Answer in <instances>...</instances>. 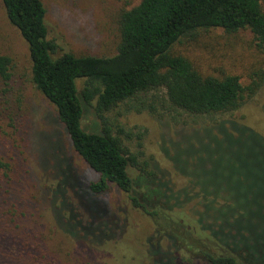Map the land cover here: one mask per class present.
Returning <instances> with one entry per match:
<instances>
[{"label": "trees", "instance_id": "16d2710c", "mask_svg": "<svg viewBox=\"0 0 264 264\" xmlns=\"http://www.w3.org/2000/svg\"><path fill=\"white\" fill-rule=\"evenodd\" d=\"M1 1L8 22L27 44L32 85L54 107L72 150L92 175L83 182V202L80 186L64 167V160L52 155L55 184L47 193L56 228L83 250L117 241L125 231L126 219L98 200L114 186L132 208L154 223V233L143 251L146 254L140 252V258L135 254L132 263L142 264L144 257L151 264H264V138L234 120L216 121L253 97L263 76L255 75L243 87L237 76H202L186 58L171 53L179 40L193 38L199 30L219 28L229 34L248 30L264 55L262 0H140L121 13L120 41L111 57L60 53L59 45L48 39L46 9L40 0ZM11 78V60L0 56V79L9 82ZM78 80H84L80 92ZM160 90L170 109L212 123L192 138L209 160L200 158L192 165L203 204L195 226L168 215L183 205L181 197L169 193L167 183L147 171L146 164L140 165L120 138L130 136L105 117L121 104L138 113L154 114L161 102L154 94ZM89 107L100 121V132H87L81 126ZM186 159L173 158L172 162L188 166ZM206 161L210 170L213 162L223 164L228 174L213 172L215 176L209 178L203 174ZM130 168L138 171L136 180L130 177ZM7 215L1 209V251L20 217L16 212L12 218ZM186 224L206 232L220 252L210 251L200 242V235V240L190 241L194 235ZM164 239L170 243L166 250L160 245ZM181 252L191 257L185 259Z\"/></svg>", "mask_w": 264, "mask_h": 264}, {"label": "rangeland", "instance_id": "374dc122", "mask_svg": "<svg viewBox=\"0 0 264 264\" xmlns=\"http://www.w3.org/2000/svg\"><path fill=\"white\" fill-rule=\"evenodd\" d=\"M40 1L46 9L48 39L59 45L60 53H71L77 57L114 56L120 41L119 17L123 11L140 2ZM262 7L264 9V0ZM171 53L186 58L202 76L218 79L237 76L243 87L249 85L255 75L263 76V84L253 97L234 113L216 117V121L234 120L264 138V55L257 50L248 30L232 34L219 28L199 30L193 38L176 42ZM0 56L11 60L12 74L9 82L0 79V211L6 212L9 218L13 217L14 212L20 216L3 251L0 244V264H134L132 260L135 254L139 258L142 256L140 252L146 254L143 251L147 249V239L154 233V223L141 210L132 208L114 186L98 200L100 205L126 219L125 231L117 241L83 250L56 228L47 193L55 184L52 155L58 154L64 160V167L80 186L79 195L83 202L86 195L83 182L90 181L92 175L72 150L54 107L32 85L27 44L8 22L1 0ZM76 85L80 92L84 80H78ZM154 95L161 101L156 104L154 114L148 111L138 113L121 104L105 117L110 125L121 126L130 136L128 139L125 136L120 138L140 165L146 164L147 171H154L162 182L167 183L169 193L181 197L183 205L174 208L168 215L176 221L182 219L195 226L198 212L203 211V204L197 189L200 187L195 185L196 172L192 170V165L200 158L208 159L205 154L202 155L199 147L194 146L196 142L192 138L198 137L212 123L194 120L170 109L165 104L162 90ZM81 126L87 132H100L101 124L92 108L85 110ZM173 158L177 161L181 159L180 162L188 158V166H178L176 162L174 165ZM210 168L206 161L203 174L209 178L215 176L213 172L227 173L223 164L213 162V168ZM129 175L136 180L139 173L130 168ZM136 190L139 192V189ZM188 224L186 226L191 228L194 235L190 241L194 242L200 235V242L210 251L216 249L217 253L220 252L207 238L206 232L200 233ZM160 245L163 250L170 247L166 239ZM181 254L185 259L191 257L188 252ZM142 260V264H151L149 259L142 257Z\"/></svg>", "mask_w": 264, "mask_h": 264}]
</instances>
